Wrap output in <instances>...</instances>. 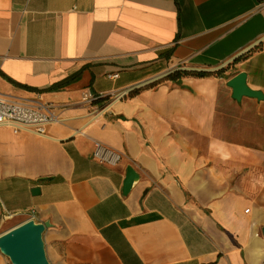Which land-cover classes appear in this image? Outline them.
Listing matches in <instances>:
<instances>
[{"label": "crops", "instance_id": "obj_1", "mask_svg": "<svg viewBox=\"0 0 264 264\" xmlns=\"http://www.w3.org/2000/svg\"><path fill=\"white\" fill-rule=\"evenodd\" d=\"M0 93L57 116L0 126V234L33 209L49 264H264V0H0Z\"/></svg>", "mask_w": 264, "mask_h": 264}, {"label": "water", "instance_id": "obj_2", "mask_svg": "<svg viewBox=\"0 0 264 264\" xmlns=\"http://www.w3.org/2000/svg\"><path fill=\"white\" fill-rule=\"evenodd\" d=\"M259 42V41H258ZM256 44V43H255ZM252 46V45H251ZM240 53L233 55L222 65L212 68H193L179 66L169 69L159 75H156L142 83L130 87V90L146 85L153 81H157L169 76L177 70H197V71H212L221 68L224 64H228L234 60ZM227 85L231 88L232 97L239 100L241 96H250L257 99L262 98L260 91L252 90L246 85V75L243 72H238L227 80ZM137 174L131 167L126 168V176L123 181L122 191L126 193L131 184L136 180ZM38 191L37 188H32L31 192ZM50 226L49 221H35L34 219H26L18 225L0 234V252L4 254L11 264H49L44 250V242L42 235L44 230ZM264 235V227L262 228Z\"/></svg>", "mask_w": 264, "mask_h": 264}, {"label": "built area", "instance_id": "obj_3", "mask_svg": "<svg viewBox=\"0 0 264 264\" xmlns=\"http://www.w3.org/2000/svg\"><path fill=\"white\" fill-rule=\"evenodd\" d=\"M117 74L109 76L114 77ZM90 95H86L89 98ZM56 113L49 102L40 98H21L0 93V126L11 128L14 132L21 130L30 131L38 135L45 134L46 124L56 121ZM122 153L115 151L100 142L94 143L93 157L109 165L118 163ZM27 219H32L34 210L25 212Z\"/></svg>", "mask_w": 264, "mask_h": 264}, {"label": "trees", "instance_id": "obj_4", "mask_svg": "<svg viewBox=\"0 0 264 264\" xmlns=\"http://www.w3.org/2000/svg\"><path fill=\"white\" fill-rule=\"evenodd\" d=\"M261 46H262V44H260L258 47L254 48L252 50H249L244 55L240 56L237 60L245 58L250 52H252L253 50L261 48ZM222 72H223V69L215 70L213 72L197 71V70H177V71L173 72L172 74H170L167 78L168 79H174V78H179L180 76H185V75H191V76L220 75ZM76 78H77V74L69 76L67 78H64V79L52 84L49 87V89L50 90H57V89L63 88L64 86H67L71 82L75 81ZM155 84L156 83H153L152 85H155ZM135 92H137V90H132L131 92H129V94H133Z\"/></svg>", "mask_w": 264, "mask_h": 264}, {"label": "rangeland", "instance_id": "obj_5", "mask_svg": "<svg viewBox=\"0 0 264 264\" xmlns=\"http://www.w3.org/2000/svg\"><path fill=\"white\" fill-rule=\"evenodd\" d=\"M42 239H43V236H42ZM43 242H44V240H43ZM45 250V249H44Z\"/></svg>", "mask_w": 264, "mask_h": 264}]
</instances>
